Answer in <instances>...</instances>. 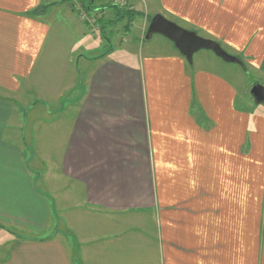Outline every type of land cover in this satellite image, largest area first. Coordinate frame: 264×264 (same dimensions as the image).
<instances>
[{
  "label": "crops",
  "instance_id": "1",
  "mask_svg": "<svg viewBox=\"0 0 264 264\" xmlns=\"http://www.w3.org/2000/svg\"><path fill=\"white\" fill-rule=\"evenodd\" d=\"M75 1L0 0V264H264V0H158L239 69L97 55Z\"/></svg>",
  "mask_w": 264,
  "mask_h": 264
},
{
  "label": "rangeland",
  "instance_id": "2",
  "mask_svg": "<svg viewBox=\"0 0 264 264\" xmlns=\"http://www.w3.org/2000/svg\"><path fill=\"white\" fill-rule=\"evenodd\" d=\"M81 1L82 0H76L75 1L76 6H77L76 11H77L78 18H80L82 21L83 20L87 21L89 25L91 23V25L94 29L93 31L95 32V35L101 34L100 33L101 32L100 25H101L102 21H98V20H99L101 15H102L103 21L113 19L112 10L109 8H104L105 10H102L103 12L100 10L87 12V11H85ZM107 3L115 4L119 7L120 6L129 7V8H132L134 10H137L139 12H142L143 15L134 17L132 19V21L129 23V25H130L129 28L126 30L124 29V25L126 24V20H123L120 22H114L112 25L109 26V28L107 27V29L105 30V35L110 37V40H109L110 42L109 43H102L100 46L99 45L97 46V44H96L97 40H95V42H93V49L91 50V51H93V53L99 55L101 53L108 51L109 47L114 48L119 43H122L123 41H126V40L129 42L134 41L133 46L138 45L142 51L148 50V48H150V46L155 47V50L159 51V52H161L162 50L165 51V50L174 48V45L172 44V42L170 40H168L167 38H165L159 34H152L148 38L145 37L146 30H147V27H148V24H149L151 18L155 14H159V12H158L159 11L158 0H93V6L94 7H96V6L99 7L100 5L107 4ZM173 22H175L177 25H179L180 27H183L187 30L197 32L195 30V27H193L192 24L182 22L181 20H176ZM98 47H99V49H97ZM157 47H158V49H157ZM88 51H89V49H88ZM88 51L84 52V54L85 55H92V53L88 54ZM209 56H211V58L217 62H220V63L222 62L211 51L203 50V49L194 53L193 58H192V62H193V64L197 65L199 62V59H200L201 63L204 64V66H207L209 64L208 63L209 62ZM241 59H243V58H239V60H241ZM210 65H211V63H210ZM230 66H232V68H234V69L235 68L239 69V66L237 64H231ZM79 69H81V68L79 67ZM241 79H243V80H241ZM240 80H241L240 83L242 85L244 84V86H245L244 87V93L247 94V96L249 98H251L249 91H250V88L252 87V85L255 83L254 78H253V73H250V75H243L240 78ZM45 102L46 103H44V102L42 103L41 101L37 102L36 106H31L30 109L26 112L31 113L32 109L39 110V111H41L40 116H42V117L39 116L40 119L41 118H44V120L47 119V116L43 115L44 114L43 111L45 109L44 106L47 108L48 107L52 108L54 106V104L52 102L49 103L48 101H45ZM24 104H26V102H24ZM45 104H48V105H45ZM60 104H64V101L62 100L60 102ZM23 107H25V106H23ZM64 107H65V105H64ZM35 115H37V114H35ZM31 118L32 117H30V119ZM27 119H29V118L26 117V121H27ZM38 121H39V119H38ZM9 231H12V230H9Z\"/></svg>",
  "mask_w": 264,
  "mask_h": 264
},
{
  "label": "water",
  "instance_id": "3",
  "mask_svg": "<svg viewBox=\"0 0 264 264\" xmlns=\"http://www.w3.org/2000/svg\"><path fill=\"white\" fill-rule=\"evenodd\" d=\"M152 34H159L170 40L188 63H192L194 53L201 49L211 51L225 63H241L238 57L228 54L223 50L217 41L201 37L195 31L180 27L161 14H155L148 24L145 37L148 38ZM250 94L255 101L264 102L263 85L259 83L254 84L250 89Z\"/></svg>",
  "mask_w": 264,
  "mask_h": 264
},
{
  "label": "trees",
  "instance_id": "4",
  "mask_svg": "<svg viewBox=\"0 0 264 264\" xmlns=\"http://www.w3.org/2000/svg\"><path fill=\"white\" fill-rule=\"evenodd\" d=\"M82 5L85 9V11L87 12H91V11H102L105 10L104 8H109L112 10L113 12V19H109V20H104L102 18V15L100 16L98 21H102L100 28H101V35L103 38V43H109L110 41V37L105 35V30L107 29V27L109 28L110 25H112L114 22H120L123 20H126V24L124 25V29H128L129 28V23L132 21V19L136 16H142L143 13L139 12L137 10H134L132 8L129 7H124V6H117L115 4H102L99 7H94L93 6V0H82ZM47 5L46 6H41L37 9H35L33 12L35 13H44V11L47 9ZM103 12V11H102ZM110 35V34H109Z\"/></svg>",
  "mask_w": 264,
  "mask_h": 264
}]
</instances>
